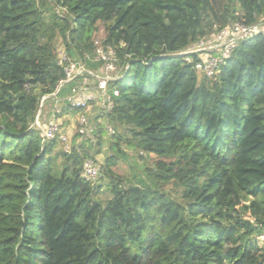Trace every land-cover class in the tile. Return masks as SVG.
I'll list each match as a JSON object with an SVG mask.
<instances>
[{
  "label": "trees",
  "instance_id": "16d2710c",
  "mask_svg": "<svg viewBox=\"0 0 264 264\" xmlns=\"http://www.w3.org/2000/svg\"><path fill=\"white\" fill-rule=\"evenodd\" d=\"M260 18L264 0H0V264H264V33L214 77L180 54ZM97 41L128 65L101 183L82 176L91 149L54 155L59 137L43 147L31 127L61 48L96 69ZM75 85L50 113L80 111L63 99ZM129 150L153 159L134 180L116 171Z\"/></svg>",
  "mask_w": 264,
  "mask_h": 264
},
{
  "label": "built area",
  "instance_id": "2783aa9c",
  "mask_svg": "<svg viewBox=\"0 0 264 264\" xmlns=\"http://www.w3.org/2000/svg\"><path fill=\"white\" fill-rule=\"evenodd\" d=\"M57 11L61 12V8L57 7ZM259 33H264V24L256 22L246 25L240 22H233L219 30L211 38L201 41V44L197 47H193L190 50L187 49L180 54H199L200 60L197 62L196 68L208 77H214L220 71L226 59L231 56L242 41L248 40ZM96 45L95 54L87 56L88 60L101 63L96 69L91 68L82 59L70 58L65 48H61L58 62L64 67L65 76L59 81L53 93L42 96L39 111L31 125V127L40 132L43 147L51 140L59 137L66 144L65 151L69 152L71 150V146L68 144V136L62 132V123L60 121L61 106L57 103L51 113L43 112L48 99L56 98L57 102L61 101L58 98V94L65 85L76 82L72 90L63 98L70 107L85 110L88 109L92 102L98 99L102 101L105 111L113 108L109 84L114 80L120 79L128 65L126 64L124 67L120 65L114 47L104 46L99 41L96 42ZM91 84H96L95 88L92 89L90 87ZM113 93L118 95L119 92L116 89ZM78 122V131L81 135H88L94 130L85 114L79 116ZM106 129L109 133L115 132L110 125H106ZM82 176L94 183L99 180L101 166L95 158L92 157L85 160ZM258 239L264 240V234L259 236Z\"/></svg>",
  "mask_w": 264,
  "mask_h": 264
},
{
  "label": "rangeland",
  "instance_id": "374dc122",
  "mask_svg": "<svg viewBox=\"0 0 264 264\" xmlns=\"http://www.w3.org/2000/svg\"><path fill=\"white\" fill-rule=\"evenodd\" d=\"M258 23L264 24V18H260L258 20ZM104 28L101 29L100 36L104 33ZM214 32L210 38L216 34ZM209 39V38H207ZM206 39H201L200 41H197L193 43L188 50H190L193 47H197L201 44V41ZM64 49V47H63ZM69 55V54H68ZM72 58L71 56H69ZM96 85V84H95ZM95 85L91 84L90 87L93 89L95 88ZM96 91V89H94ZM49 112V109L46 107L43 108V112ZM104 108L102 106L101 100H96L91 103V105L88 107V109L80 110V111H69L65 113V115L61 116V123H62V132L66 134L68 137V144L71 146V149L75 145L83 144L87 146L89 149H91V152L94 154L95 160L100 164L104 163L106 157L108 155H112L113 151L110 149V144L113 139L112 134L113 133H102L100 132L102 126L110 125L113 127V124L110 120H108L106 117L103 116L104 114ZM81 114H85L88 117V120L90 121L91 125L93 126V131L90 134H84L81 135L78 131V119ZM103 130V129H102ZM99 143H101L99 145ZM65 146L63 142L58 143V146L56 147V151L54 155H56L58 152L65 151ZM127 154L125 156H121L119 159V167L116 169V171L123 175L125 178L134 180L137 178H140L144 175L143 168L144 166H152V156L143 154V159L139 157L141 153H138L136 151H127ZM63 165V158L58 157L54 160L53 167L54 170L60 171ZM101 183L100 181H98ZM108 194H100V196H107ZM261 243H264V240H259Z\"/></svg>",
  "mask_w": 264,
  "mask_h": 264
}]
</instances>
